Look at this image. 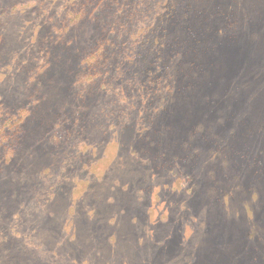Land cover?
I'll return each instance as SVG.
<instances>
[{
  "label": "rangeland",
  "instance_id": "1",
  "mask_svg": "<svg viewBox=\"0 0 264 264\" xmlns=\"http://www.w3.org/2000/svg\"><path fill=\"white\" fill-rule=\"evenodd\" d=\"M0 128V264H264V0H0ZM51 138L103 150L43 232Z\"/></svg>",
  "mask_w": 264,
  "mask_h": 264
},
{
  "label": "crops",
  "instance_id": "2",
  "mask_svg": "<svg viewBox=\"0 0 264 264\" xmlns=\"http://www.w3.org/2000/svg\"><path fill=\"white\" fill-rule=\"evenodd\" d=\"M51 139L53 141L51 140V141L39 142L38 145H39V148L42 149V152L39 154L38 159L42 160L41 158L52 157V156L58 157L62 155V152H65V151L69 153L67 154L68 156L67 159L66 160L60 159L56 161L54 166L53 165L48 166L47 164H43L44 165L43 171H45L46 175H44L45 177L39 178L34 181L35 188H32L34 189V191H31L30 192L31 194L29 195H24L23 193L22 195H20L21 197H19V199H17L16 197L14 198V196L12 197V199H10L9 197L11 196V193H12V191L10 190L7 193L9 197L6 198L8 202L6 203V206L3 209L5 215L7 213L11 214L10 219L14 217L13 212L14 210H16V214L18 218L20 219L19 221H21V223L27 229H31V228L40 229L43 232L52 228L55 217H54L53 211H50V212L46 211L45 206L43 205V200L40 196L42 194H45V196L50 197L51 200L57 201L56 203L62 200H66L65 197L67 195L64 193L63 197L61 198L62 195L58 194L57 191L60 189H65V190L79 189L78 185L83 184V180H86L83 178V174L86 172L91 173V175H93L92 178H87V179L94 182L97 179L95 175L97 172H99L98 168L96 167V163H99V161H97L96 158L98 157L99 152L103 150V148H100L96 144L94 146H91L93 144V140L86 138V140H83V142L86 144H90L91 147L84 146V149L81 151L82 153H79L80 155H78V154H74L75 151L73 152L72 149H69L70 152L67 151L69 146H67L65 143L58 146V148H55V149L52 148V146L58 142L54 138H51ZM58 141H61V140H58ZM110 151L112 152L113 149L111 148ZM112 155L114 156L113 158H116V154L114 152ZM82 157H85V160H86L84 164L82 161ZM69 175L73 176L74 178L76 177L74 182L68 183L67 181H65V178L68 177ZM55 179H57V182H55ZM79 181L80 183H78ZM30 184L31 183H27V182L20 184L19 191L24 192V185H27V187H29ZM32 199H34V202H35L34 204H35V207L37 208L29 209L27 205L29 201H31ZM41 204L43 208L40 207Z\"/></svg>",
  "mask_w": 264,
  "mask_h": 264
},
{
  "label": "clouds",
  "instance_id": "3",
  "mask_svg": "<svg viewBox=\"0 0 264 264\" xmlns=\"http://www.w3.org/2000/svg\"><path fill=\"white\" fill-rule=\"evenodd\" d=\"M140 6V4H138L137 5V7H139ZM3 137V128H0V138H2ZM85 151H86V149H85Z\"/></svg>",
  "mask_w": 264,
  "mask_h": 264
}]
</instances>
